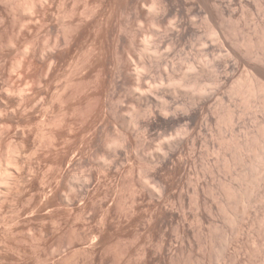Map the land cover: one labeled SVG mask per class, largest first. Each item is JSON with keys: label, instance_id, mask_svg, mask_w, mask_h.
I'll return each instance as SVG.
<instances>
[{"label": "rangeland", "instance_id": "374dc122", "mask_svg": "<svg viewBox=\"0 0 264 264\" xmlns=\"http://www.w3.org/2000/svg\"><path fill=\"white\" fill-rule=\"evenodd\" d=\"M0 193V264H264V0H0Z\"/></svg>", "mask_w": 264, "mask_h": 264}, {"label": "bare ground", "instance_id": "6f19581e", "mask_svg": "<svg viewBox=\"0 0 264 264\" xmlns=\"http://www.w3.org/2000/svg\"><path fill=\"white\" fill-rule=\"evenodd\" d=\"M5 175H7L6 172H5ZM7 176H8V175H7ZM5 179H6V176H5ZM5 179H4V180H5ZM7 179H8V178H7ZM9 179H10V178H9ZM9 179H8V180H9ZM8 180H7V181H8ZM2 181H3V179H2ZM4 182H6V181H4ZM2 183H3V182H2ZM7 184H8V183H7ZM7 184H6V186H7ZM70 188H71V187H70ZM2 192H3V191H2ZM2 192H1V193H2ZM1 193H0V194H1ZM1 196H2V195H1ZM1 196H0V197H1ZM7 234H8V233H7ZM10 235H11V234H10ZM6 237H7V236H6ZM8 237H9V236H8ZM11 238H13L12 235H11ZM35 238H36V237H35ZM5 239H6V238H5ZM15 239H16V238H15ZM38 239H39V238H38ZM38 239H35V240L37 241ZM8 240H9V239H8ZM8 240H7V241H8ZM32 240H33V238H32ZM14 241H15V240H14ZM27 242H28V240H27ZM32 242H33V241H32ZM32 242H31V243H32ZM37 242H38V241H37ZM16 243H17V242H16ZM16 243H15V244H16ZM34 244H35V243H34ZM38 244H40V243H38ZM5 245H6V244H5ZM26 245H27V244H26ZM35 245H36V244H35ZM41 245H42V244H41ZM12 246H13V245H12ZM17 246H18V245H17ZM28 246H29V245H28ZM30 246H31V245H30ZM35 247H36V246H35ZM43 247H44V246H43ZM36 248H37V247H36ZM40 248H41V247H40ZM12 249H13V247H12ZM33 249H35V248H33ZM33 249H32V250H33ZM36 250H37V249H36ZM37 252H38V251H37ZM26 253H27V252H26ZM25 255H26V254H25ZM40 257H41V256H40ZM40 257H39V258H40ZM34 258H35V257H34ZM0 259H1V258H0ZM38 260H39V259H38ZM40 261H41V259H40ZM43 261H44V260H43ZM1 263H2V262H1ZM37 264H38V263H37Z\"/></svg>", "mask_w": 264, "mask_h": 264}]
</instances>
